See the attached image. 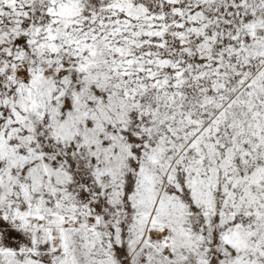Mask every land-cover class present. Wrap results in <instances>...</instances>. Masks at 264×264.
Instances as JSON below:
<instances>
[{
	"label": "snow or ice",
	"instance_id": "6c2138e0",
	"mask_svg": "<svg viewBox=\"0 0 264 264\" xmlns=\"http://www.w3.org/2000/svg\"><path fill=\"white\" fill-rule=\"evenodd\" d=\"M0 264H264V0H0Z\"/></svg>",
	"mask_w": 264,
	"mask_h": 264
}]
</instances>
